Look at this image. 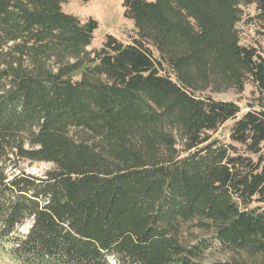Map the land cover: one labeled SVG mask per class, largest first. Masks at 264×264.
I'll list each match as a JSON object with an SVG mask.
<instances>
[{
    "label": "trees",
    "instance_id": "1",
    "mask_svg": "<svg viewBox=\"0 0 264 264\" xmlns=\"http://www.w3.org/2000/svg\"><path fill=\"white\" fill-rule=\"evenodd\" d=\"M66 2L0 0V249L19 264H264V0H122L135 36L90 51L97 23ZM247 86L244 112L215 98Z\"/></svg>",
    "mask_w": 264,
    "mask_h": 264
},
{
    "label": "rangeland",
    "instance_id": "2",
    "mask_svg": "<svg viewBox=\"0 0 264 264\" xmlns=\"http://www.w3.org/2000/svg\"><path fill=\"white\" fill-rule=\"evenodd\" d=\"M122 0H89L86 3H82L81 0H67L62 5V10L66 14H71L79 19L82 23L89 18L93 19L97 23V29L93 32V39L91 44L86 49L98 50L107 35H111L119 39L122 43L128 44L130 39L135 36L134 28L131 21H128L123 17ZM244 14L251 13V8L244 9ZM240 32V43L245 46H254L255 41L260 39L255 34V29L249 25L240 23L238 24ZM263 43V41H261ZM251 88L246 87L245 92L237 96L233 93H226L225 95L215 96L220 100H233L241 108V111H246V101L250 99ZM232 122L226 123L217 134L219 138L227 139L228 129ZM21 169L27 174H32L37 177H42L46 171L52 168V165L46 162H32L25 161L21 163ZM28 226L23 228L26 230ZM225 258L221 255H216ZM228 256H226L227 258ZM111 264H115V261L110 258ZM0 264H19L15 260L13 261L5 250L0 249Z\"/></svg>",
    "mask_w": 264,
    "mask_h": 264
}]
</instances>
